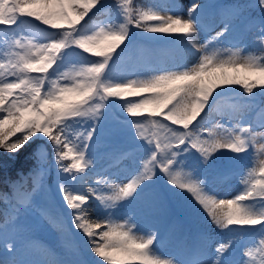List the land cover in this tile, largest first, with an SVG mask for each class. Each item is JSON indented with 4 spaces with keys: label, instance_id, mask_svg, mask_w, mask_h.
<instances>
[{
    "label": "snow or ice",
    "instance_id": "obj_1",
    "mask_svg": "<svg viewBox=\"0 0 264 264\" xmlns=\"http://www.w3.org/2000/svg\"><path fill=\"white\" fill-rule=\"evenodd\" d=\"M111 6L116 16L106 0H0V26L7 29L0 31V170L28 148L33 160L26 173L7 184L8 191L0 190L6 205L0 237L23 232V218L37 206L38 194L50 191L47 178L54 165L63 208L46 204L40 214L52 223L66 216L65 223L83 239L84 254L96 258L92 264H264V106L254 118L241 112L236 120L222 113L225 123L206 126L208 110L234 89L249 97L264 95V0L244 8L225 6L223 27L214 34L205 31L199 0L186 8L187 18L175 4L112 0ZM255 8L261 11L256 48L217 47L234 36L232 18ZM25 20L36 33L20 34ZM133 29L146 38L165 35L195 61L144 78L120 75L117 67L135 51ZM66 64L73 66L65 70ZM245 108L255 111L256 106L246 103ZM102 121L114 136L130 128L143 155L137 157V149L108 153L109 163L87 188L98 202L94 205L81 187L95 163L89 153L96 152ZM49 151L52 164L46 167L43 158ZM222 152L251 153L240 176L242 190L233 198H220L207 178L187 164L195 154L202 167H209ZM160 179L188 194L223 233L214 247L202 234L189 258H165L157 251L159 230L145 232L134 214L120 211L138 200L159 203L154 185ZM245 235L249 243L241 258L225 259ZM5 246L15 251L13 243ZM79 256L77 251L74 259L5 264H89Z\"/></svg>",
    "mask_w": 264,
    "mask_h": 264
},
{
    "label": "rangeland",
    "instance_id": "obj_2",
    "mask_svg": "<svg viewBox=\"0 0 264 264\" xmlns=\"http://www.w3.org/2000/svg\"><path fill=\"white\" fill-rule=\"evenodd\" d=\"M193 2V0H143L140 2L141 6L149 4L160 5H178L185 9L183 15L187 18L186 8ZM255 0H199L202 5L200 11V19L205 26V31L209 34H214L223 27L222 19L225 14V6L239 5L241 8L254 3ZM109 6V12L112 16H116V8L112 7V0H106ZM171 14H176L175 9L170 10ZM261 11L259 8L245 9L239 16L232 18V23L235 26L234 36H230L223 41L222 45L217 47L233 48L247 46L248 50L256 48L254 45V38L259 35L258 26ZM257 30V35L253 34V30ZM0 26V31H6ZM134 33V54L132 57L125 59L117 67L116 71L131 79L144 78L152 75L161 69H170L174 65L187 62L189 65L195 61V57H185L183 50L178 46H174L168 42V37L163 34H155L151 38H146L138 29L132 30ZM36 33V27L29 21L25 20L21 26L20 34L31 35ZM203 34L199 39L203 41ZM250 38V39H249ZM251 40V41H250ZM258 50V49H257ZM72 64L64 65L65 70H70ZM78 67V64H77ZM255 91V90H254ZM255 105V111H249L245 108V104ZM264 106V95L259 92L253 97H249L243 93L242 89L236 88L229 92L226 96L219 99L216 105L209 109L208 124L211 126L215 123H225L227 117L222 113H231L239 120V114L245 112L247 116L254 118L259 108ZM236 120L232 123L235 124ZM109 125L101 122L99 142H105V138L101 133L105 132V128ZM106 134V132H105ZM123 140L128 142V148L137 149V157H141L143 152L139 151L141 145L133 139L132 130L126 128L119 135ZM106 140H108L106 134ZM130 142V146H129ZM100 144V143H98ZM106 148V147H105ZM103 149L101 153L104 155V162L106 165L94 164L89 169V179L86 184L81 187V191L90 196V200L95 205L98 202L93 199L87 188L89 185L94 186L93 182L97 178L95 172L107 166L109 163L108 152ZM92 156V152L89 153ZM249 155L232 156L227 152H222L216 157L213 164L209 167H202L198 163L195 154L187 161L188 166L194 169L198 174L207 178L209 186L217 193L220 198H233L242 190L240 183V176L244 172L246 166L250 163ZM45 166L52 164L50 151L44 156ZM128 162L126 161L125 164ZM123 167V165L121 166ZM100 169V170H101ZM115 171V169H112ZM107 175V174H106ZM121 177L125 176V172L120 173ZM55 171H53L47 178V183L50 191L46 195L38 194V204L31 212L26 214L23 218L26 225L21 233H13L9 231L0 237V258L1 264L7 261L16 260L17 262L34 261V260H51L58 257L66 259L77 258V251H79V258L88 260L92 264L95 257L85 255V246L81 235L73 233L71 226L66 224V216L58 219L57 222H49L40 214V207L46 204H51L57 209L62 210L63 202L60 199L59 192L55 188ZM120 182V181H117ZM126 182V181H125ZM156 191L161 194V200L155 205H150L145 200L134 201L131 204H124L120 210L129 214H134L135 219L139 223L140 229L148 231L149 229H158L163 231V235L171 236L167 241L161 240V244L157 245V250L165 258L187 259L189 258L190 250L200 240L202 234H207L212 241V246L222 238L223 233L220 232L215 225L211 224L203 211L195 204L192 198L183 192L171 190L160 179L154 185ZM6 207V205H5ZM4 207V208H5ZM2 208V209H4ZM92 218L95 213L91 214ZM174 220L177 225L172 233L169 234V226L173 225ZM186 223V228L182 227V223ZM239 234V230L237 232ZM11 242L14 245L15 251L9 252L6 249L5 242ZM249 243L248 237L245 235L243 239H238L233 249L225 255V259H239L241 258V251ZM235 253V255H233Z\"/></svg>",
    "mask_w": 264,
    "mask_h": 264
},
{
    "label": "trees",
    "instance_id": "obj_3",
    "mask_svg": "<svg viewBox=\"0 0 264 264\" xmlns=\"http://www.w3.org/2000/svg\"><path fill=\"white\" fill-rule=\"evenodd\" d=\"M142 0H140L141 2ZM30 148L22 150L19 155L12 161H9L5 167L0 170V190L7 191V180H15L18 178V173L21 171L27 172L30 167H32L33 160L29 158ZM2 201H0V204ZM3 218L0 211V220Z\"/></svg>",
    "mask_w": 264,
    "mask_h": 264
}]
</instances>
